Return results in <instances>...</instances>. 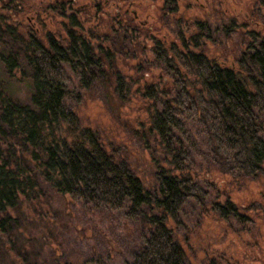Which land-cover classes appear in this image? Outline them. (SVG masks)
I'll return each mask as SVG.
<instances>
[{
    "label": "trees",
    "instance_id": "obj_1",
    "mask_svg": "<svg viewBox=\"0 0 264 264\" xmlns=\"http://www.w3.org/2000/svg\"><path fill=\"white\" fill-rule=\"evenodd\" d=\"M17 1L0 0V63L9 76L27 77L31 93L24 104L0 90L3 241L23 237L25 223L47 214L44 185L94 210L122 213L138 232L127 264H192L179 235L184 217L264 224V185L250 205L218 201L220 187L229 197L264 177V41L249 44L233 68L198 49L202 34L178 33L149 48L136 35L148 30L121 11L107 27L114 39L101 40L84 30L70 0H61L62 33L23 30L13 21ZM125 58L135 61L125 63L129 77ZM96 93L123 101L136 93L145 103V122L127 126L120 145L78 115L74 104ZM125 138L150 150L155 185L134 170Z\"/></svg>",
    "mask_w": 264,
    "mask_h": 264
},
{
    "label": "rangeland",
    "instance_id": "obj_2",
    "mask_svg": "<svg viewBox=\"0 0 264 264\" xmlns=\"http://www.w3.org/2000/svg\"><path fill=\"white\" fill-rule=\"evenodd\" d=\"M70 1L84 30L97 34L101 40L114 39L115 34L107 31V27L111 26L110 18L121 11L128 19L135 16L134 24L148 30L145 36L136 35L137 41L146 42L149 48L156 40H173L178 33L185 39L202 34L200 38L197 36L198 49L207 58L227 67H237L246 47L254 44L253 34L264 39V0ZM16 3L17 15L13 21L23 30L55 35L68 25L60 15L61 0H18ZM200 24L204 26L201 31ZM118 36L116 48L123 37L119 30ZM143 58L152 59L148 49ZM127 62L131 65L135 61L125 58L120 62L129 77L133 73ZM138 85L133 84L132 90ZM0 90L14 101L29 103L31 86L27 77L9 76L1 63ZM102 97L100 93L84 95L74 106L85 124L98 128L106 139L120 145L119 139L128 134L129 126L135 125L137 129L138 122H145L148 114L145 103L136 93H130L129 100L124 101L109 99L107 95ZM123 145L122 149L127 145L128 160L138 176L147 186L155 185L150 150L126 138ZM263 185L264 177L230 193L229 197L223 193L224 187H220L218 201L223 204L230 199L240 206L250 205ZM43 189L45 194L40 205L44 209L41 211L47 214L25 223L23 237L12 236L9 242L3 241L7 237L0 235V264H127L130 261L131 251L138 243V232L122 213L94 210L45 185ZM188 217L182 218L186 230L179 235L187 251L192 249V264H204L205 259H216L215 264H264V224L254 227V224L221 221L208 215L197 222L193 215ZM46 220L50 228H46Z\"/></svg>",
    "mask_w": 264,
    "mask_h": 264
},
{
    "label": "flooded vegetation",
    "instance_id": "obj_3",
    "mask_svg": "<svg viewBox=\"0 0 264 264\" xmlns=\"http://www.w3.org/2000/svg\"><path fill=\"white\" fill-rule=\"evenodd\" d=\"M133 18H134V20L136 19V17H135V16H133ZM200 27L202 28V27H204V26H202V25L200 24ZM202 29H203V28H202ZM252 39H253V40H251V41H252V43L254 42V44H252V46H254L256 42H262V41H264V39H263V38H261V37L257 36L256 34H253V37H252ZM250 44H251V43H250Z\"/></svg>",
    "mask_w": 264,
    "mask_h": 264
}]
</instances>
